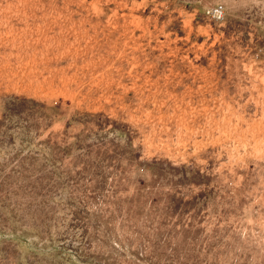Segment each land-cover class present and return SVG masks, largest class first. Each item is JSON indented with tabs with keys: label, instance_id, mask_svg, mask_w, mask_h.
<instances>
[{
	"label": "rangeland",
	"instance_id": "374dc122",
	"mask_svg": "<svg viewBox=\"0 0 264 264\" xmlns=\"http://www.w3.org/2000/svg\"><path fill=\"white\" fill-rule=\"evenodd\" d=\"M0 264H264V0H0Z\"/></svg>",
	"mask_w": 264,
	"mask_h": 264
},
{
	"label": "built area",
	"instance_id": "2783aa9c",
	"mask_svg": "<svg viewBox=\"0 0 264 264\" xmlns=\"http://www.w3.org/2000/svg\"><path fill=\"white\" fill-rule=\"evenodd\" d=\"M213 12H214V14L219 15L221 12V7L220 6L215 7Z\"/></svg>",
	"mask_w": 264,
	"mask_h": 264
}]
</instances>
